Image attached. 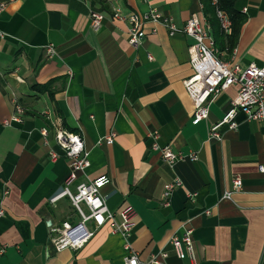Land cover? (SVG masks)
Listing matches in <instances>:
<instances>
[{
    "label": "crops",
    "instance_id": "1",
    "mask_svg": "<svg viewBox=\"0 0 264 264\" xmlns=\"http://www.w3.org/2000/svg\"><path fill=\"white\" fill-rule=\"evenodd\" d=\"M0 14V264H124V238L108 224L79 250L56 251L50 227L78 216L68 197L49 199L63 187L69 161L55 140L57 127L80 133L90 165L77 182L107 174L102 189L114 212H137L129 238L142 258L166 253L165 264H192L177 257L171 238L192 230L200 264H259L264 247V124L242 112L237 127H220L237 96L231 86L194 123L193 101L184 81L193 74L192 37L170 36L160 23H147L138 45L129 42L124 13L155 7L183 25L192 15L205 19L207 0H1ZM245 9V10H244ZM247 19L236 47L219 50L230 65L264 66V0H244ZM90 11L104 15L100 30ZM156 28V31L153 29ZM56 54L48 57L45 46ZM150 55L152 58H150ZM24 109L20 120L5 124ZM48 131L46 137L40 129ZM115 132L110 144L99 142ZM183 159L169 164L151 147V134ZM51 151L57 152L53 160ZM196 153L193 160L188 155ZM241 189L230 197L233 180ZM178 180L168 204L163 192Z\"/></svg>",
    "mask_w": 264,
    "mask_h": 264
},
{
    "label": "built area",
    "instance_id": "2",
    "mask_svg": "<svg viewBox=\"0 0 264 264\" xmlns=\"http://www.w3.org/2000/svg\"><path fill=\"white\" fill-rule=\"evenodd\" d=\"M216 2V0H214ZM7 8V3L0 0V14ZM245 10V9H244ZM216 15L224 32H229L231 21L228 15L217 9ZM112 18L128 24L127 33L129 42L138 45L145 36L147 23H160L170 36L183 33L193 38L194 43L190 48V63L193 74L184 81L185 89L193 101L192 120L194 123L207 119L210 104L216 100L225 90L231 86L237 87V96L231 100V106L223 118L210 128L211 138H220V127L226 125L230 129L237 127L236 116L242 112L248 121H259L264 124V66L250 63L245 67L230 65L220 57L219 50L210 33V27L206 19L201 20L197 15H192L183 25H178L173 17L162 14L155 7L143 12L133 11L124 13L115 9ZM104 15L98 11H90V24L94 31L100 30ZM156 31V28L153 29ZM5 33L0 31V37ZM48 57L56 54L53 44L45 46ZM150 58L151 55H150ZM24 109L15 103V113L5 124L19 121ZM40 133L46 137L47 129L41 128ZM115 132L105 135L101 142L110 144L114 141ZM151 147L161 155L169 164L183 159L180 152H174L169 145L160 146L158 134L152 133ZM55 140L64 151L69 161V173L63 187L50 197L52 203L62 197H68L78 216L76 222L66 221L60 227H50V241L56 251L63 249L79 250L83 248L103 225L108 224L112 233H119L124 238V248L128 252L124 257V264H165L166 253L153 254L144 259L132 250L129 238L136 225L137 212L131 205H127L117 212L108 208L102 189L111 181L107 174L98 175L86 181L77 182L80 174H85L89 167V151L85 148L83 137L80 133L71 132L64 127H57ZM51 157L55 160L58 153L51 151ZM196 160V153L188 155ZM258 170L264 177V165H259ZM243 181L236 176L233 180L232 190L225 193L230 197L234 191L241 189ZM180 185L178 180L168 183L163 192V203L166 205L173 190ZM0 215L3 211L0 210ZM171 244L178 258L189 259L192 264H200L197 259L192 230L188 229L181 238H171ZM5 252V247L0 245V256ZM259 264H264V247Z\"/></svg>",
    "mask_w": 264,
    "mask_h": 264
},
{
    "label": "trees",
    "instance_id": "3",
    "mask_svg": "<svg viewBox=\"0 0 264 264\" xmlns=\"http://www.w3.org/2000/svg\"><path fill=\"white\" fill-rule=\"evenodd\" d=\"M244 0H207L204 2V15L210 27V33L219 50L231 52L237 44L242 25L247 19V14L241 10ZM217 9L223 10L231 21L229 32H224L216 15Z\"/></svg>",
    "mask_w": 264,
    "mask_h": 264
}]
</instances>
